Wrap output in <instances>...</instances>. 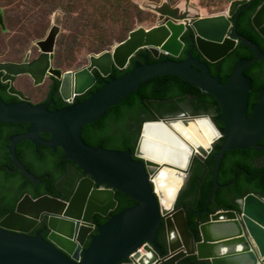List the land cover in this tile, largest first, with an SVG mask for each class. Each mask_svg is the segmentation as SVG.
<instances>
[{
  "label": "water",
  "instance_id": "95a60500",
  "mask_svg": "<svg viewBox=\"0 0 264 264\" xmlns=\"http://www.w3.org/2000/svg\"><path fill=\"white\" fill-rule=\"evenodd\" d=\"M248 1H232L226 13L192 17L187 13L177 15L169 5L160 8L149 6V9L159 14L154 26H140L131 30L126 39L111 50L91 54L86 65L63 73L59 89L63 99L83 95L96 80L103 84L83 101L49 110L46 105H32L27 101L8 104L0 97V123L27 124L24 133L10 138L8 149L16 166L15 171L20 170L35 184L40 181L25 169L16 153L17 144L29 140L34 145L52 149L59 147L64 153L63 159L71 161L85 174L77 182L68 200L46 194L32 198L26 193L21 197L16 209L0 220V264H179L190 255L210 264H264L263 198L250 193L238 201L240 212L219 210L211 214L208 221L198 225L199 239H196L188 227L185 210L175 208L179 192L189 178L196 156L186 171L185 182L176 196L173 209L163 210L151 183L158 165L139 154L140 136L147 122L142 124L134 150V156L139 160H135L129 150L89 146L81 138L84 125L102 118L108 108L118 104L142 82L159 75H173L201 88L216 99L221 111L223 131L218 129L207 114H179L148 122L180 117H208L218 130L219 137L208 151L201 150L197 156L207 158L220 138L224 137V142L214 155L213 187L207 197V204L221 187L235 184L237 173L229 184L221 185L218 182L225 153L249 147L260 151L263 146L259 143L264 138V88L259 91L257 103L249 115L252 80L245 75V70L256 62H264V51L257 43L237 32V18L234 17ZM252 23L264 38V3L252 17ZM0 24L5 28L1 12ZM187 30L192 34L189 37L191 48L185 60L171 59L179 57L184 47L181 37ZM60 31L61 12L58 11L47 36L35 42L42 52L41 60L21 64L0 63L3 80L11 81L9 93L23 97L14 86L15 78L21 74H28L36 83L42 80ZM239 43L248 47L254 57L239 60L228 76V81L224 83L219 77L211 75L207 63L222 60ZM144 49L154 59L162 56L165 59L136 62L131 71L118 78L111 75L113 68L126 69L135 53ZM194 49L198 53L196 56L192 55ZM92 71H96L98 76H94ZM49 72L56 77L61 73L52 68ZM41 133L48 134L50 139L41 140ZM102 190L108 193L109 200L103 207H99L93 192ZM115 191L127 195L136 205L110 215L104 223L95 226L92 222L94 214L106 217L115 209ZM85 204L83 214L78 207ZM204 212H208V207L195 214L202 215ZM40 223L43 224L42 230L29 235ZM162 226L167 242L165 255L161 254L163 247L158 242ZM43 230L47 232L45 238L41 236ZM87 240L88 245L83 248ZM143 243H148V246L144 248V254H139L136 250ZM132 253L134 257L129 258Z\"/></svg>",
  "mask_w": 264,
  "mask_h": 264
},
{
  "label": "trees",
  "instance_id": "16d2710c",
  "mask_svg": "<svg viewBox=\"0 0 264 264\" xmlns=\"http://www.w3.org/2000/svg\"><path fill=\"white\" fill-rule=\"evenodd\" d=\"M52 0H36V2L47 3ZM81 0H71L77 2ZM88 2H90L88 0ZM264 3V0H249L242 5L234 17L237 18V32L245 38L257 43L264 51V38L258 33L252 23V17L258 8ZM95 8L93 15L94 25L99 26L104 31L103 22L108 20L110 28H107L108 35L101 34L100 37H93V43H98V50L108 46L113 40L114 28L121 26L126 32L133 30V19H130L131 11L137 6L133 5L130 0H94L92 3ZM108 7L106 13L103 7ZM80 8L71 7L68 10L74 15ZM121 13L117 14V10ZM139 12V10L137 11ZM108 16V17H107ZM127 20V21H126ZM68 22V21H67ZM191 31L187 30L181 40L184 47L177 58H171L176 61L185 60L187 52L191 48L189 37ZM128 35V34H127ZM63 37L60 43L64 41V35L60 34L57 38ZM127 37V36H126ZM126 37L120 39L123 41ZM193 56L198 55L194 49ZM253 52L243 44L239 43L225 58L216 63H207L210 73L214 77H219L222 82L228 81V76L232 74L233 68L241 59H252ZM165 57L154 59L147 50H139L130 59L126 69H113L112 75L116 78L122 74L131 71L136 62H156L164 60ZM203 60L202 58H200ZM245 75L252 80V89L249 95L248 114L253 111L257 103L258 93L264 88V62L258 61L250 68L245 70ZM103 84L97 83L84 96L80 97L81 101L87 99L93 92L102 87ZM8 104L16 101H5ZM179 114L199 115L207 114L211 117L220 131H223V123L220 121V107L216 99L209 93L203 91L182 78L173 75H159L149 78L142 82L137 89L122 99L118 104L111 106L105 115L92 123L84 125L81 131L82 140L89 146H99L105 149L120 150L131 152L135 160L139 158L134 156V150L138 142L142 124L147 121L160 120L168 116ZM27 124H14L3 122L0 123V143L2 146L8 145L10 138L15 134L23 133ZM12 135V136H11ZM224 137L220 138L214 145L213 150L207 158L196 156L191 169L190 175L183 186L176 200L175 208H183L186 212V218L189 229L199 239L198 225L209 220L211 214L219 210L241 211L239 200L246 195L253 193L264 199V138L260 141L263 149L257 151L255 148L229 150L225 153L221 162L218 182L221 185L229 184L233 181L237 173L236 183L229 187H221L215 195L211 196L210 203L207 204V197L211 193L212 173L215 166L214 155L223 145ZM35 146L29 140H23L17 144V155L21 159V164L34 177L40 179L35 184L23 172L15 171L11 165L12 157L4 148V154L0 161V220L7 214L14 211L18 202L24 194H29L32 198L41 195H50L68 200L72 195L74 188L85 174L71 161L64 159L60 161V154L52 157L35 154ZM60 150V149H59ZM27 152V158L22 156ZM49 159V160H47ZM64 163V164H63ZM67 164L69 167L67 168ZM238 168H240L238 170ZM68 171L70 175L62 178L61 176ZM58 178H61L58 185ZM114 198L117 201L115 209L106 217L94 214L92 217L93 224L99 225L104 223L110 215L117 214L123 209L136 205V202L127 195L115 191ZM208 207V212L202 215H196L195 212L203 211ZM43 224H38L29 235H34L37 231L42 230ZM95 233V230L93 231ZM47 232L42 231L41 236L46 237ZM158 242L163 247L162 255L167 253V242L164 226L159 230ZM88 240L83 248L87 247ZM179 264H210L205 261L197 260L195 255L185 257Z\"/></svg>",
  "mask_w": 264,
  "mask_h": 264
},
{
  "label": "rangeland",
  "instance_id": "374dc122",
  "mask_svg": "<svg viewBox=\"0 0 264 264\" xmlns=\"http://www.w3.org/2000/svg\"><path fill=\"white\" fill-rule=\"evenodd\" d=\"M81 0L71 2V0H52L47 3L36 2V0H0V7L4 9L6 31L0 29V50L8 54L7 58H18V55L27 50L31 43L44 35L49 27L54 11L61 12V32L64 35L63 43H60L63 37L56 42L54 50V64L63 70H70L84 66L88 62V56L99 54L104 50H111L113 46L120 42V39L126 37L128 32L121 26L114 28L113 40L108 46L98 50V43H93V37H100L101 34L108 35L107 28H110V22L106 20L101 23L104 31L97 25H94L95 8L92 3L94 0ZM137 6L131 11L130 19H133V28L154 26L159 14L149 6L158 7L160 5H169L172 8L181 6L189 12L199 13L201 16H211L226 13L230 3L234 0H130ZM188 3V4H187ZM103 7V4L101 5ZM80 8L76 14H72L68 8ZM188 8V9H187ZM104 12L108 14V7H103ZM185 11V10H184ZM121 13L119 9L117 14ZM194 16V15H192ZM108 17V16H107ZM68 21V22H67ZM127 21V20H126ZM58 35V36H59ZM57 36V38H58ZM29 49V48H28Z\"/></svg>",
  "mask_w": 264,
  "mask_h": 264
},
{
  "label": "bare ground",
  "instance_id": "6f19581e",
  "mask_svg": "<svg viewBox=\"0 0 264 264\" xmlns=\"http://www.w3.org/2000/svg\"><path fill=\"white\" fill-rule=\"evenodd\" d=\"M173 9L177 15L183 13L191 17L200 15L189 12L181 6ZM218 137V130L206 116L192 119L180 117L145 123L140 136L139 154L147 161L158 165L151 177V183L163 210L173 209L192 158L200 155L201 150L208 151ZM93 193L95 203L99 207H103L108 202L107 192L102 190ZM85 206L86 204L78 207L83 214Z\"/></svg>",
  "mask_w": 264,
  "mask_h": 264
},
{
  "label": "flooded vegetation",
  "instance_id": "af4514ba",
  "mask_svg": "<svg viewBox=\"0 0 264 264\" xmlns=\"http://www.w3.org/2000/svg\"><path fill=\"white\" fill-rule=\"evenodd\" d=\"M0 12H1L2 17L4 19V25H5V13H4V9L2 7H0ZM55 14H56V11L53 12L52 18H53V15L55 16ZM61 19H62V15H61ZM50 28H51V23H50L49 27L47 28L46 32L44 33V35H42L41 37L37 38L34 42H32L31 47L29 46L28 47L29 49L27 48V50H25L24 53L18 55V58L9 59V58H7L8 54H6L4 51L0 50V63L12 62V63L21 64V63H32L33 61L41 60L40 58H41L42 52L35 45V42L39 41V40H43L47 36ZM0 29L2 32H4V31H6L7 27L5 25V28H3L0 24ZM56 42H57V38H56ZM56 42H55V45H56ZM54 56L55 55L53 53V56L50 60L49 67L45 70L44 75L42 76V80L40 82L36 83L35 79H33L28 74H21L15 78L14 86L16 87L17 90L21 91L23 97L9 93L11 81H9V80L4 81L3 80L4 74L0 72V97L2 98V100L3 101H16L14 103H18L21 101H27L28 103H30L32 105L43 104V105H46L49 110H57V109L65 107L68 104L80 102L81 101L79 99L80 97L84 96L97 83H101L100 81L96 80V82L83 95L70 96L66 99H63L60 95V92H59L63 73L65 71L77 70L80 67H82L83 65L80 66L79 68L70 69V70H63L61 67L56 66L54 64V59H55ZM37 68H40V67L38 66ZM50 68H52L54 70H59L61 72L60 76L56 77L55 75L50 73L49 72ZM92 73L94 74V76H96V77L98 76V73L96 71H92ZM111 75H112V73H111ZM105 79H108V78H105ZM15 135H17V134H15ZM39 137L41 140H44V141H47L50 139V136L48 134H45V133L39 134ZM9 145H10V143L6 146H7V151L10 153V151L8 149ZM6 146H2L0 143V161H5L2 159V155L4 154V148ZM34 146L36 147L34 150L35 154H38L39 155L38 157L45 156L47 158L52 159V157L60 154L59 151H62L59 147L52 149V148H49V147L43 146V145H34ZM16 150H17V146H16ZM21 154H22V152H21ZM27 154H28L27 152H23L22 156L25 155V158H27L28 157ZM10 155H11V153H10ZM63 155H64V153L62 154V156H60V158H59L60 161L64 160ZM11 157H12V155H11ZM19 160L21 161V159H19ZM47 160H49V159H47ZM11 165L14 166L13 170H15L16 166L14 165L13 157H12ZM68 167H69V165L67 164V168ZM69 175H70V172L66 171L64 173V175L61 177L64 178L66 176L68 177ZM60 180H61V178H58V180H57L58 185H60L59 184ZM165 235H166V233H165Z\"/></svg>",
  "mask_w": 264,
  "mask_h": 264
},
{
  "label": "built area",
  "instance_id": "2783aa9c",
  "mask_svg": "<svg viewBox=\"0 0 264 264\" xmlns=\"http://www.w3.org/2000/svg\"><path fill=\"white\" fill-rule=\"evenodd\" d=\"M148 246V243H143L137 250L136 252L139 253V254H144L145 253V247ZM134 257V253H132L129 258H132Z\"/></svg>",
  "mask_w": 264,
  "mask_h": 264
},
{
  "label": "clouds",
  "instance_id": "9594fccd",
  "mask_svg": "<svg viewBox=\"0 0 264 264\" xmlns=\"http://www.w3.org/2000/svg\"><path fill=\"white\" fill-rule=\"evenodd\" d=\"M57 12V11H56ZM201 16V15H200ZM53 17H54V15H53ZM52 20H53V18H52ZM52 20H51V26H52ZM60 33V32H59ZM58 33V34H59ZM58 36V35H57ZM128 36V35H127ZM57 38V37H56ZM56 42V41H55ZM54 50H55V47H54ZM114 69V68H113ZM113 71V70H112ZM127 262H130V260H127Z\"/></svg>",
  "mask_w": 264,
  "mask_h": 264
}]
</instances>
